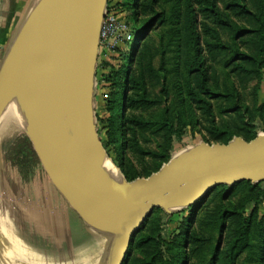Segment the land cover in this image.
Returning <instances> with one entry per match:
<instances>
[{
    "label": "trees",
    "instance_id": "trees-1",
    "mask_svg": "<svg viewBox=\"0 0 264 264\" xmlns=\"http://www.w3.org/2000/svg\"><path fill=\"white\" fill-rule=\"evenodd\" d=\"M125 1L134 24L139 23L136 29L139 32L138 37L155 25H164L169 18L162 0ZM173 2L176 3L173 16L176 20L177 54H186L193 59L194 67L190 68V77L185 86L189 103L197 113L193 124L199 125L205 132L204 141L209 144H228L236 137H242L246 141L257 138L259 135L255 130V120L259 119L264 126V104L257 107L259 113L254 114L244 103L240 91L221 87L213 64L230 59L228 64L234 65V71L244 79L245 84L258 81V86L253 88V95L257 99L264 77V0ZM133 47L132 51L135 53L131 56L135 57L134 67L129 71L125 67L117 72L115 84L119 89L127 90L123 107L147 111L163 103L161 98L153 96L149 90L150 85L157 86L161 83V75L154 65L159 50L148 38L139 47ZM225 103L228 105L223 106ZM123 107H116L114 122L109 132V143L120 156L121 167L127 180L135 182L141 174L130 167L124 150L142 158L151 157L156 163L155 172L168 163L172 156L168 149L152 151L140 145L136 137L137 131L152 128L155 123L151 120L129 114L124 122L125 128L122 129L119 110ZM216 107L221 114L238 118L236 126L228 122H218ZM163 118L158 131L164 133L169 142H183L185 126L173 120L167 110ZM263 207L264 183L252 184L250 181H244L234 186L225 184L215 188L205 199L192 207L193 211L199 209L191 220H196L201 230L191 227L185 235V245L189 250L185 264H191V258L199 256L201 251L209 248L212 237L205 234L204 230L207 228L227 231L225 257L232 264L235 252L240 254L247 251L253 236L263 239L264 250ZM162 212L161 209H156L153 214ZM153 214L134 238L126 264L164 262L163 243L160 238L161 224ZM181 245L179 238L176 246ZM133 249L138 250L139 255L132 254ZM180 260L177 252V257L175 256L170 264L179 263ZM200 260L204 262V259Z\"/></svg>",
    "mask_w": 264,
    "mask_h": 264
},
{
    "label": "rangeland",
    "instance_id": "rangeland-1",
    "mask_svg": "<svg viewBox=\"0 0 264 264\" xmlns=\"http://www.w3.org/2000/svg\"><path fill=\"white\" fill-rule=\"evenodd\" d=\"M173 1L162 0L167 11L166 15L169 17L166 23L151 27L147 32L137 37L136 44H134L135 47H139L148 38L159 50V54L154 60V65L161 75V83L157 86L150 85L149 90L153 96L161 98L163 103L160 105L154 106L147 111L130 110L123 107L127 90H121L116 86L115 74L122 68L126 67V70L129 71L134 67L135 57L131 56V54L135 52L133 53V51L129 50L131 45L129 41H119L111 47L102 46L99 50L98 72L94 90L96 127L110 162L124 176L120 156L115 147L109 143V132L114 122L116 107L119 105L123 107L119 110L122 129L125 128L124 122L129 114L145 117L155 123L152 128L137 131L136 137L140 145L148 150L160 151L165 148L168 149L173 158L183 154L189 148L205 142V132L201 130L199 125L193 124L197 113L190 105L185 92V86L190 77V68L194 66L192 65L193 59L186 54H181L180 56L177 54L176 20L173 16L176 3ZM125 3V0H108L106 12L114 14L119 22L128 25L129 32L135 33L139 23L134 24L131 19V12L126 8ZM229 60L224 59L213 64L221 87H229L240 91L244 103L250 107L254 114H258L257 107L264 104V77L261 81L257 99H255L253 88L258 86V81H250L245 84L244 79H241L234 71V65L228 64ZM125 82L126 80H124V84ZM12 98L10 78V92L7 104H11ZM10 104L6 105V107H9ZM227 105L226 103L223 104V106ZM166 110L173 120L179 121L185 126L183 142H169L166 140L165 134L158 131ZM216 112L218 122H228L234 127L239 122L238 118L232 115L221 114L218 107H216ZM11 124L13 125L11 126ZM255 130L258 135H264V126L259 119L255 120ZM31 138L16 121L5 126V118L3 117L0 124V213L3 206H9L12 210L14 209L10 211V215L11 217L14 216V220L10 218L16 224L15 226L18 227L19 223L21 229L28 232V235L31 232L32 238L29 239V243L26 242L29 246L26 243L24 246L26 248L25 251L30 250L31 256L29 259L25 258V256H19L20 264H38L40 262V264H51L52 261L50 260L54 251H56L58 242H62L65 250L69 247L68 241L59 240V235L60 237L62 234L66 235L62 229L58 231L57 225L62 226L64 222L70 223L75 220L76 223H79H77L78 229L73 223L72 226L71 224L69 225V228H73L71 232L75 236L74 245L77 247L80 257L84 258L81 264H110L112 243L104 242V240L98 241L92 235L80 229L81 223L77 221L80 213L65 199L66 197L45 167L38 145ZM124 154L129 161L130 167L141 174V177L136 181L149 179L160 171H154L156 163L149 156L142 158L140 155L127 150H124ZM251 183L263 184L264 181ZM193 206L167 211L161 209L162 213L153 214L158 217L161 224L160 238L164 250V262L162 264L173 262L175 256L177 257V252L181 260L176 264H185L189 251L185 245V235L191 227L198 231L201 230L200 225L196 224V220H191V217H194L199 210L193 211ZM262 210H264V207ZM26 211L32 213L31 217L33 218L29 219L31 222H29L30 226L28 225V220L25 222L22 219L23 217L19 216V214H23ZM54 222L58 224L55 226ZM204 231L206 235L212 237L211 244L209 248L201 251L199 256L191 258V264H232L225 257L228 244L226 239L227 231L220 232L211 228H207ZM179 238L182 241V245L177 247L176 241ZM262 246L263 239L253 236L251 246L247 251L240 254L235 252L233 264H264ZM133 253L139 255L136 249H133ZM37 256H39V261L37 260L36 262L35 258ZM65 257L67 259L70 256L66 254L61 259L64 260ZM40 258L45 259L47 262H42ZM201 258L204 259V262L200 260ZM61 264H64V262Z\"/></svg>",
    "mask_w": 264,
    "mask_h": 264
},
{
    "label": "water",
    "instance_id": "water-1",
    "mask_svg": "<svg viewBox=\"0 0 264 264\" xmlns=\"http://www.w3.org/2000/svg\"><path fill=\"white\" fill-rule=\"evenodd\" d=\"M107 5L108 0H41L0 66V124L11 74L37 47L51 44L56 78L78 129L80 192L106 229L89 222L65 199L91 229L111 238L110 264H126L134 238L156 209L196 205L221 185L264 181V135L251 141L236 137L228 144L201 142L173 157L151 178L129 182L110 162L94 114L100 31Z\"/></svg>",
    "mask_w": 264,
    "mask_h": 264
},
{
    "label": "bare ground",
    "instance_id": "bare-ground-1",
    "mask_svg": "<svg viewBox=\"0 0 264 264\" xmlns=\"http://www.w3.org/2000/svg\"><path fill=\"white\" fill-rule=\"evenodd\" d=\"M54 57L51 44H42L13 71V100L4 112L5 126L16 121L35 140L45 167L66 199L89 222L106 229L80 192L78 129L56 78Z\"/></svg>",
    "mask_w": 264,
    "mask_h": 264
},
{
    "label": "crops",
    "instance_id": "crops-1",
    "mask_svg": "<svg viewBox=\"0 0 264 264\" xmlns=\"http://www.w3.org/2000/svg\"><path fill=\"white\" fill-rule=\"evenodd\" d=\"M40 2L41 0H0V66L6 52L19 36L20 32L29 21L31 16L35 13ZM11 210L12 209L9 206H3L2 212L0 213V264H20L18 259L19 256H25V258L28 259L31 256L30 250L25 251L26 248H24L25 243L30 241L29 239H32L30 234L31 232H29L28 235V232H26L24 229H21L19 223L18 227L15 226L16 224L13 221L14 216L11 217L10 215ZM20 215L23 217L22 219L25 220V222L28 220L27 222L30 226L29 219L33 218L31 217L32 213L26 211L23 214H19V216ZM10 217L13 218V220ZM77 221H80V229L82 231H86L87 234L92 235V237L98 241L104 240V242L111 243V238L109 236L94 231L80 217ZM72 223L75 224L76 228L78 229V222L76 223V220L70 223L64 222L62 226H58V223L54 222V225H57L56 228H58V231L62 229L66 235L64 236V234H62V238L59 235V240L64 239L66 242L68 241L69 247H67L65 250L63 249L62 242H58L56 251H54L53 257L50 260L52 261L51 264H61L62 262H64V264H81V261H84V258L80 257L78 249L74 245L75 236L71 232L73 228H69L70 224L71 226L73 225ZM28 243H26L27 246H29ZM66 254L70 257H67V259L65 257L64 260L61 259ZM38 257L39 256L35 258L36 262ZM40 260H42V262H47L43 258H40Z\"/></svg>",
    "mask_w": 264,
    "mask_h": 264
},
{
    "label": "built area",
    "instance_id": "built-area-1",
    "mask_svg": "<svg viewBox=\"0 0 264 264\" xmlns=\"http://www.w3.org/2000/svg\"><path fill=\"white\" fill-rule=\"evenodd\" d=\"M134 38V34L129 32L127 24L119 22L114 14L106 12L100 31V44L111 47L123 40L132 43Z\"/></svg>",
    "mask_w": 264,
    "mask_h": 264
},
{
    "label": "flooded vegetation",
    "instance_id": "flooded-vegetation-1",
    "mask_svg": "<svg viewBox=\"0 0 264 264\" xmlns=\"http://www.w3.org/2000/svg\"><path fill=\"white\" fill-rule=\"evenodd\" d=\"M133 34H134V40H133V42L131 43V45L129 46V50H131L132 51V49H133V46H134V44H135V42H136V39H137V37H138V34H139V32H133ZM102 46H105V45H103V44H100V47H99V50H100V48H102ZM106 47V46H105ZM99 55V54H98ZM98 68L96 67V76H95V87H96V77H97V72H98V70H97Z\"/></svg>",
    "mask_w": 264,
    "mask_h": 264
}]
</instances>
